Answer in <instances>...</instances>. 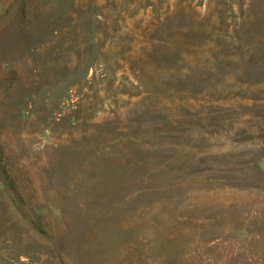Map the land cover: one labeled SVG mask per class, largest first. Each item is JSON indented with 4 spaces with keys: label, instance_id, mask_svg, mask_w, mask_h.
I'll list each match as a JSON object with an SVG mask.
<instances>
[{
    "label": "rangeland",
    "instance_id": "1",
    "mask_svg": "<svg viewBox=\"0 0 264 264\" xmlns=\"http://www.w3.org/2000/svg\"><path fill=\"white\" fill-rule=\"evenodd\" d=\"M0 264H264V0H0Z\"/></svg>",
    "mask_w": 264,
    "mask_h": 264
}]
</instances>
